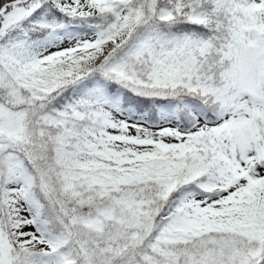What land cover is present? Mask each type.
<instances>
[{
	"label": "rangeland",
	"instance_id": "obj_1",
	"mask_svg": "<svg viewBox=\"0 0 264 264\" xmlns=\"http://www.w3.org/2000/svg\"><path fill=\"white\" fill-rule=\"evenodd\" d=\"M209 1L187 15L224 28L220 48L160 31L183 3L22 0L1 18L0 264H75L66 223L89 264H264V0ZM44 2L68 20H33ZM104 73L181 100L151 123Z\"/></svg>",
	"mask_w": 264,
	"mask_h": 264
},
{
	"label": "trees",
	"instance_id": "obj_2",
	"mask_svg": "<svg viewBox=\"0 0 264 264\" xmlns=\"http://www.w3.org/2000/svg\"><path fill=\"white\" fill-rule=\"evenodd\" d=\"M17 1L19 2L22 0H0V11L4 7H6V11L4 12V14L0 15V22H1V18H3L5 14L7 15L9 13V15L4 17V20H7L8 17L14 13L13 12L14 3ZM20 3L21 2L17 3V5H19ZM179 3L180 4L183 3L186 5V9L183 10V15L182 13H178L179 17L177 16L178 18H176L174 24H172L173 19L168 21V23H165V22L159 23V28L161 32L175 33L178 35L186 34V35L200 36L208 40L211 39L213 41L212 42L213 45L215 47L218 46L219 48L222 43L227 41L228 34L224 30V28L220 26L215 27V24H213L212 26L211 25L205 26L199 23L192 22L187 15V12L192 8H195V9L198 8L199 11H205V12H210L214 14L215 5L214 3H211L209 0H156V4L155 6H153V8L156 10L155 13H158L157 9L158 10H161V9H174L175 10L178 7ZM149 11H151V9ZM33 13H34L32 17L33 20L48 19V20H52L55 22H62L64 20L66 21L68 20V17L65 14L61 13L60 11H57L54 7H52L47 2H44L43 4L37 6ZM151 14L152 13L149 12V16L147 17V19L148 21L152 22V19L154 18V16H151ZM174 27L177 29H174ZM220 57H221V54H218L216 56V61H219ZM215 64L217 66L216 62ZM103 75H105L108 78V81L112 85L113 90L117 89L118 87H123V89H125L123 93V106L125 107L132 106L140 112H146L149 117V121L151 123H155L159 120L158 109L160 108L159 107L160 105H164L168 103L169 101L181 100V98H176L173 95L153 94V93L146 92L143 90H136L135 88L133 89L127 85H124L122 81L114 79L113 77H112L113 79L109 78L107 73L106 74L104 73ZM69 89L70 87H66L62 89L59 93L51 96L47 100L49 107L52 109L61 107L62 104L64 103L65 97L68 94ZM180 96H186L184 97V99L186 98L192 99V100L202 103L204 107L206 108L209 116L213 118H217L218 107L217 106L215 107V104L213 105L212 103H210L209 99H206L205 97H202L197 94L186 95L184 93L183 95H180ZM179 117H180L181 122L184 123L187 127H190L191 124L195 122V118L192 115H190L189 110L182 106L180 107ZM169 201L170 199L165 203V205L162 208H160L161 212H163L167 208ZM43 202L46 205L50 206L49 201L45 200ZM49 206L47 207L49 208ZM54 207L57 208V211L59 214L58 217L61 221L70 218V214L68 213L67 208L64 205L56 204L53 206V209ZM160 213L156 214L155 217H157V219ZM66 224L69 225L68 227V232L70 234L69 245L76 254L75 264H82L81 262H85V264H89L87 263L83 255V250H84V249L82 250L83 242L82 243L79 242L78 236L76 235V232H75L76 229H74L72 225H70V223H66ZM77 251L79 252V254Z\"/></svg>",
	"mask_w": 264,
	"mask_h": 264
},
{
	"label": "bare ground",
	"instance_id": "obj_3",
	"mask_svg": "<svg viewBox=\"0 0 264 264\" xmlns=\"http://www.w3.org/2000/svg\"><path fill=\"white\" fill-rule=\"evenodd\" d=\"M37 234V233H36ZM44 240V239H43ZM31 242V241H30ZM33 242V241H32ZM40 243V242H39ZM38 245H40V244H38ZM43 245V244H42ZM36 246V245H35Z\"/></svg>",
	"mask_w": 264,
	"mask_h": 264
}]
</instances>
